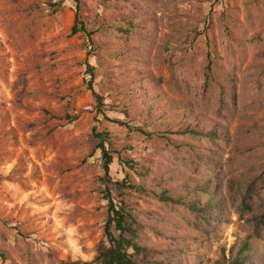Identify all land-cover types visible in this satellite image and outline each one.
<instances>
[{"label": "rangeland", "instance_id": "obj_1", "mask_svg": "<svg viewBox=\"0 0 264 264\" xmlns=\"http://www.w3.org/2000/svg\"><path fill=\"white\" fill-rule=\"evenodd\" d=\"M53 1L0 0V264H104L110 194L140 264H264V0Z\"/></svg>", "mask_w": 264, "mask_h": 264}, {"label": "trees", "instance_id": "obj_2", "mask_svg": "<svg viewBox=\"0 0 264 264\" xmlns=\"http://www.w3.org/2000/svg\"><path fill=\"white\" fill-rule=\"evenodd\" d=\"M75 2V11H76V23L72 27L71 34H77L78 32H84L86 33L88 40L90 43L93 42L92 40V33L87 30V27L84 24V21L81 20L80 16V10L81 5L79 0H74ZM62 3V0L60 1H53V6H59ZM211 60H209L208 63V70H211ZM90 73H93L92 68H89ZM90 88L93 89L92 83L90 82ZM93 94L98 101L99 104H102V97L95 91H93ZM114 122L118 123L120 126H125L129 129H133V127L127 123L126 121H123L121 119H116ZM133 130L139 131L142 134H145L147 136H151L152 133L144 130L141 127H137ZM181 134H185L188 131L186 130H179L178 131ZM189 132L194 134H201L206 136H212L213 133H202L198 130L192 129ZM105 135V136H104ZM98 136L101 139V142L99 144V148L101 149L103 153V157L105 159L104 161V168L106 170L107 175L110 172V165L113 163V151L111 150L112 142L110 140L109 133H98ZM104 136V139H103ZM107 144V146L105 145ZM116 184L120 189L123 188H130L134 189L135 186L132 185L128 181H117ZM162 200L163 201H171V202H177L176 199L173 197L163 193L162 194ZM109 200V215L107 218V222L105 225V231L106 236L108 239V245L100 249L98 259L102 260L104 264H140L137 257L141 254H147L148 249L144 246H141L137 242L138 235V227H137V221L135 217L128 211V209L125 206L124 201H121L120 204H116L114 202V199L111 197V194L108 195ZM192 208L197 210L198 208L195 205H192ZM263 217L258 221V224L263 222ZM256 232L259 234L258 229L256 228ZM132 250V251H130ZM249 250V244L245 243L244 247L240 251V255L243 254L245 251ZM2 257H4L3 253H0ZM245 259L243 257L237 256L229 263L225 261H221L220 264H244ZM69 264H92V262H82L80 260L71 262Z\"/></svg>", "mask_w": 264, "mask_h": 264}]
</instances>
